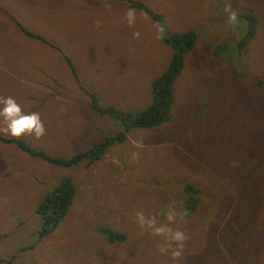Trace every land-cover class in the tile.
Here are the masks:
<instances>
[{
    "label": "rangeland",
    "instance_id": "1",
    "mask_svg": "<svg viewBox=\"0 0 264 264\" xmlns=\"http://www.w3.org/2000/svg\"><path fill=\"white\" fill-rule=\"evenodd\" d=\"M130 1L160 15L166 34L196 33L174 81L170 118L130 132L89 167L51 166L13 144L0 145V264H264V176L259 171L254 182L263 180L262 188L246 199V185L257 170L237 169V160L229 163L255 146V163L260 159L264 164V144L256 142L264 138V0ZM229 4L238 13L235 27L224 11ZM128 7L127 0H0V66L23 72L41 66L62 81L61 96L44 109L37 103L41 97L26 98L29 91L0 78L5 86L0 96L13 97L26 114L38 112L46 129L40 139H16L49 157L67 158L117 131L108 117L89 107L91 96L98 106L121 112H139L148 105L149 84L166 68L170 50L155 38L154 23L145 14L135 11V24L129 27ZM245 12L255 16L257 25L237 52ZM11 13L58 50L34 38L17 40ZM219 44L229 52L214 53ZM225 170L236 172L235 179L242 174V189L229 182V174L222 177ZM63 176L73 183L75 196L57 228L34 244L38 221L33 204ZM184 185L196 190L193 211L185 209ZM244 202L252 203L247 209L252 219L246 220ZM169 206L187 212L180 227L189 239L179 261L161 255L159 239L142 233L134 222L138 211L163 220ZM100 229L125 240L107 243Z\"/></svg>",
    "mask_w": 264,
    "mask_h": 264
},
{
    "label": "trees",
    "instance_id": "2",
    "mask_svg": "<svg viewBox=\"0 0 264 264\" xmlns=\"http://www.w3.org/2000/svg\"><path fill=\"white\" fill-rule=\"evenodd\" d=\"M127 1L129 3V9H134L139 13L145 14L152 20L154 25L159 24L164 27L160 15L153 11H150L149 9H147V7H144L142 4L136 1ZM8 18L13 21L14 27L16 28V30L19 31V33H22L28 38H34V40L40 42V44L58 50L55 45H52L41 35L34 33L33 30H26V27L23 26L17 20V17L14 14H8ZM241 18L245 22V31L243 36L238 39L235 43L234 48L237 52H240V50L245 46V44L254 36L257 25L256 18L251 12H245L241 14ZM195 34L196 33L193 30H186L179 33L169 32L168 34H166L164 27V33L161 42L167 49L170 50V58L166 68L162 72H160L156 77H154L153 80L150 82V100L148 105L143 110L139 112H121L117 109H114L113 107H100L97 105V101L95 100L96 97H90V102L88 103L89 107L92 108L94 111L98 112L100 115L108 117L113 122L112 125L117 128V131L103 135L87 150L71 154V156L67 158L58 159L49 157L40 150H34L23 141L16 138H3L0 136V143L6 145L13 144L23 153L27 154L29 157L41 160L44 163L50 164L51 166L69 168L77 166L79 164H83L84 167H89L95 164L107 148L113 145H119L123 143L130 132L138 129H149L157 127L161 124L166 123L169 120L171 108L173 107L175 102L173 94L174 81L180 75L184 66L185 57L194 45L196 38ZM220 49H223V53H225V51L229 52L226 44H219L215 47L214 53H219L218 50ZM64 57L63 60L66 61L67 68L72 78H74V80L77 82L72 65L69 63L68 60H65ZM256 140V142L264 144L263 137H259V139ZM235 142L237 144H242V141ZM254 149L255 146H252L249 151L245 149L242 150V153L237 154V156H234L235 159L229 158V163L234 160H237L239 162H234L235 166H237V169H244L245 167L253 168L254 166V168L257 170L255 171L256 176L250 178V185H246L245 189H249V192H246V199L247 196H249V198H254L256 196L255 188H262L263 185V180H260L258 183L254 182L255 180L257 181L258 178H260L259 171L264 176V164L261 163L260 159L258 163H255L257 159V153L253 154L255 151ZM251 151L253 152L250 154ZM216 159H218V157ZM235 173L236 172L232 173L229 170H225L222 173V177H225V175L229 174V182L231 184L235 183L234 185L237 187L238 183L241 184L240 177L242 174H236L235 179ZM240 184L238 185L242 189V185ZM184 192L187 198L185 209L187 211H193L198 202L196 196L194 197L196 190L189 185H184ZM74 196L75 188L73 186V183L68 177L63 176L59 178L55 183H53L43 193V195H41L40 199L35 204H33L31 212L37 217L38 221V227L34 233V244L37 243L41 238L49 235L53 230L57 228L59 222L68 212V207L70 206ZM244 204L246 205L245 211L247 212L248 206H250L252 203L248 204V202H244ZM247 214L248 215L246 220H248V217L249 219L253 218L254 213L247 212ZM98 233L105 238V241L107 243L110 244L121 243L125 240L124 235L117 232H113L108 229H100ZM25 249H29V245L26 246Z\"/></svg>",
    "mask_w": 264,
    "mask_h": 264
},
{
    "label": "clouds",
    "instance_id": "3",
    "mask_svg": "<svg viewBox=\"0 0 264 264\" xmlns=\"http://www.w3.org/2000/svg\"><path fill=\"white\" fill-rule=\"evenodd\" d=\"M108 7L109 5H105ZM224 11L228 16V24L235 27L238 23V13L233 11L231 5H226ZM125 19L129 27L135 24L136 12L134 9H128ZM96 27L101 26V21L95 22ZM156 29V39H162L164 27L162 25H154ZM140 33H133L134 38H139ZM0 118H2L4 127L0 129L6 135L13 138L21 136H32L35 139L42 138L46 129L38 112L25 113L20 104L9 96H0ZM163 220L157 218V215H145L143 211L136 212L134 222L142 233H147L153 238L159 239L158 251L161 255L170 254V259L179 261L189 236L185 231L181 230L180 225L186 222L187 212L177 211L175 207L169 206L162 214Z\"/></svg>",
    "mask_w": 264,
    "mask_h": 264
},
{
    "label": "crops",
    "instance_id": "4",
    "mask_svg": "<svg viewBox=\"0 0 264 264\" xmlns=\"http://www.w3.org/2000/svg\"><path fill=\"white\" fill-rule=\"evenodd\" d=\"M11 9L13 11V8H11ZM14 10H15V12L19 11L16 9H14ZM18 17H22L21 13L19 14ZM19 22L23 26L26 27L25 28L26 30L29 31V24L26 25L24 22H21V21H19ZM17 32H18V34L16 36V39L19 38L21 40L22 38H28L25 35H23L22 33H19L18 30H17ZM35 42H37V41H35ZM37 43H40V42H37ZM20 44L22 45V50H23L24 43L22 41H20ZM29 46L33 47V44L30 43ZM28 59L29 58H27V57L21 58L20 63H22V60H25L27 62ZM29 72L34 73L35 75L34 76L31 75V74H29ZM50 76H51V74L49 73V71L42 69L41 66L31 67L29 70H26L25 72H23L21 69H19V70L14 69L13 70V68L12 69L10 68V70H7L3 66H0V78H6L5 81L12 80L14 82H17L18 83V90L29 91V95L26 96V98H31V97L36 98L34 95H38L37 97H41L42 99L40 98V100L37 101V103L41 104L44 109L49 107L53 101L57 100V98H59L61 96L59 90L62 88V81L57 80V79L55 80ZM0 87L2 89H4L5 86L3 84H0ZM9 87L7 90H10ZM27 100H29V99H27ZM33 102H36V101L33 100ZM0 145H4V144L0 143ZM7 145H9V144H7ZM1 154H2V152H1ZM1 162H2V160H0V164H1ZM2 169H3V166L0 165V173H2ZM2 179H4V178H2Z\"/></svg>",
    "mask_w": 264,
    "mask_h": 264
},
{
    "label": "flooded vegetation",
    "instance_id": "5",
    "mask_svg": "<svg viewBox=\"0 0 264 264\" xmlns=\"http://www.w3.org/2000/svg\"><path fill=\"white\" fill-rule=\"evenodd\" d=\"M74 73H75V70H74Z\"/></svg>",
    "mask_w": 264,
    "mask_h": 264
}]
</instances>
